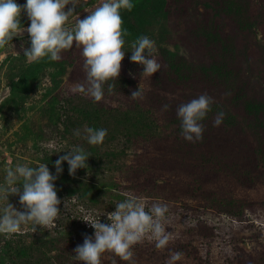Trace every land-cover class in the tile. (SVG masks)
<instances>
[{
	"label": "rangeland",
	"instance_id": "rangeland-1",
	"mask_svg": "<svg viewBox=\"0 0 264 264\" xmlns=\"http://www.w3.org/2000/svg\"><path fill=\"white\" fill-rule=\"evenodd\" d=\"M75 3L84 19L101 0ZM133 3L120 12L127 31L120 75L105 83L100 102L72 91L86 81L75 45L58 61L35 62L23 55L29 37L0 48V184L17 165L47 164L55 174V161L74 146L90 155L75 176L62 165L53 226L33 233L29 223L17 234H0L2 264H82L74 249L94 235L83 220L107 224L106 214L129 197L146 211L167 205L162 223L171 233L164 249L149 238L136 244L134 264H168L174 252L182 253L174 264H264V0ZM21 23L29 25L26 13ZM145 35L161 64L152 77L130 61L132 44ZM139 86L143 97L133 100ZM200 95L213 103L201 121L203 139L192 143L181 135L177 109ZM219 112L225 115L217 127ZM84 127L107 129L103 143L74 135ZM8 203L25 211L10 195L0 198V214ZM113 262L128 264L102 255L101 264Z\"/></svg>",
	"mask_w": 264,
	"mask_h": 264
},
{
	"label": "clouds",
	"instance_id": "clouds-1",
	"mask_svg": "<svg viewBox=\"0 0 264 264\" xmlns=\"http://www.w3.org/2000/svg\"><path fill=\"white\" fill-rule=\"evenodd\" d=\"M69 4L72 7H67ZM133 0H101L94 11L84 19L75 11V0H26L24 5L17 0H0V48H4L14 36L29 35L30 47L23 48L24 56L30 62L47 57L51 61L61 59V52L74 45L82 49L86 81L77 84L72 91L83 93L100 102L105 94L106 82L117 79L121 71V61L125 57L123 47L127 35L122 30L121 10L131 11ZM67 8V10H66ZM26 13L30 21L25 28L21 23V13ZM75 15V23L70 25L69 18ZM155 41L148 36H140L132 44L130 61L141 65V75L152 77L161 70V64L155 59ZM111 85H109V89ZM133 100L143 97L140 86L132 91ZM212 97L200 95L198 98L182 104L177 109L181 122V135L195 143L203 139L204 128L201 124L211 111ZM168 105H164V110ZM224 113L219 112L213 122L220 126ZM74 135L82 136L89 145H101L107 135V129L84 127L77 129ZM62 152V151H60ZM58 152V153H60ZM54 163L55 174L47 164L38 167L17 165L6 169L3 184H0V198L9 200L10 195H18L25 211L16 210L12 204L0 214V234L11 236L21 232L22 226L32 224L33 233L40 228L53 226L57 220L61 200L57 195L55 181L63 173L62 165H68V173L75 176L78 169L87 168L90 155L79 146L64 151ZM168 213L167 205L153 204L146 211L145 205L135 197H129L115 204V211L107 213L109 223L100 220H83L94 229L93 236H85L83 244L74 249L75 258L82 264H101L105 252L114 253L128 264H134L133 247L149 238L155 241L157 249H164L169 243L171 233L162 220ZM182 253L170 255L168 264L181 259ZM115 264V262H113Z\"/></svg>",
	"mask_w": 264,
	"mask_h": 264
},
{
	"label": "trees",
	"instance_id": "trees-1",
	"mask_svg": "<svg viewBox=\"0 0 264 264\" xmlns=\"http://www.w3.org/2000/svg\"><path fill=\"white\" fill-rule=\"evenodd\" d=\"M29 36H24L23 38H28ZM21 38V39H23ZM12 41H15V40H12ZM10 42V41H9ZM4 258H3V255L0 256V264H2Z\"/></svg>",
	"mask_w": 264,
	"mask_h": 264
},
{
	"label": "water",
	"instance_id": "water-1",
	"mask_svg": "<svg viewBox=\"0 0 264 264\" xmlns=\"http://www.w3.org/2000/svg\"><path fill=\"white\" fill-rule=\"evenodd\" d=\"M24 36H14L12 40H15V39H21L23 38Z\"/></svg>",
	"mask_w": 264,
	"mask_h": 264
}]
</instances>
